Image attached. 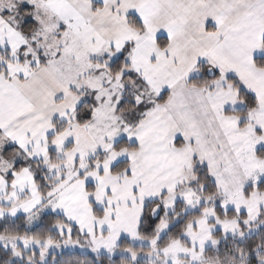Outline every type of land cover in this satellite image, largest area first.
Segmentation results:
<instances>
[{
	"label": "snow or ice",
	"instance_id": "6c2138e0",
	"mask_svg": "<svg viewBox=\"0 0 264 264\" xmlns=\"http://www.w3.org/2000/svg\"><path fill=\"white\" fill-rule=\"evenodd\" d=\"M0 264H264V0H0Z\"/></svg>",
	"mask_w": 264,
	"mask_h": 264
}]
</instances>
